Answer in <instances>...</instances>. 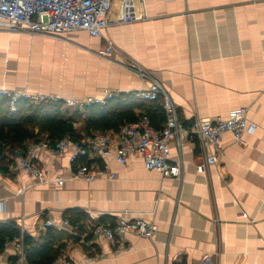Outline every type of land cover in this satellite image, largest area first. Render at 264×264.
I'll return each mask as SVG.
<instances>
[{
	"label": "crops",
	"instance_id": "crops-1",
	"mask_svg": "<svg viewBox=\"0 0 264 264\" xmlns=\"http://www.w3.org/2000/svg\"><path fill=\"white\" fill-rule=\"evenodd\" d=\"M108 41L114 49L105 54ZM153 80L182 126L247 108L254 132L241 144L224 134L223 155L204 172L197 168L214 148L179 134L169 161L181 165L180 178L147 170L135 154L121 165L91 152L90 170L108 169L92 182L73 180L69 148L60 155L38 151L46 180L40 184L12 170V150L6 151L0 223L15 222L22 235L39 238L46 221L69 220L73 230L54 229L65 245L53 264H201L205 257L213 264H264V0H116L100 38L0 30V90L75 101L106 99L108 91L112 100L132 94L140 102ZM76 128L86 146L100 134L88 136L81 123ZM120 219L154 223L157 231L151 239L126 234L117 244L93 234ZM0 264H27L24 245L22 252L4 247Z\"/></svg>",
	"mask_w": 264,
	"mask_h": 264
},
{
	"label": "built area",
	"instance_id": "built-area-1",
	"mask_svg": "<svg viewBox=\"0 0 264 264\" xmlns=\"http://www.w3.org/2000/svg\"><path fill=\"white\" fill-rule=\"evenodd\" d=\"M116 0H0V30L9 32L26 31L32 34L47 36H60L75 31H85L94 38L102 37L103 31L109 26V20L113 4ZM174 2L176 0H165ZM114 49L111 41L107 42L105 54H110ZM142 100L157 101L162 98V107L165 112V123L161 129L156 128L148 115H142L136 121L125 123L116 133H100L86 146L82 142H74L66 137L56 143H51L49 135L44 134L38 142L28 144L24 149H14L10 152L12 170L23 169L26 174L40 184H45L44 172L37 162L38 151H49L60 155L69 148L74 150L71 162L76 169L72 175L73 180L92 182L104 174L108 169L98 174L90 170L86 165L78 164L82 158H88L89 154L102 156L104 159L115 158L121 165H125L130 154L140 156L145 168L159 172L164 178H180L182 168L179 164H172L170 159V142L178 135L190 138H198L205 146L214 148L213 153L206 157V164L198 166L199 172H204L209 164H217L223 155L219 148L222 137L226 133L234 136L236 144H241L246 133H253L255 126L247 119V108L232 110L226 118L214 120H196L190 128L181 125L179 114L175 104L159 82L153 80L148 90L139 94ZM0 98H6L9 110L18 111L21 102L29 105H38L43 102H63L66 107L83 111L93 106H106L113 99V94L106 91L105 98L87 97L80 101L61 100L56 97H47L41 94L29 92L0 90ZM111 178H115L111 174ZM62 186L63 179H57ZM44 228H53L58 231L72 229L69 220H65L60 226L52 220L44 223ZM157 226L145 221L118 220L109 226L93 228L95 235L104 236L111 244L123 241L126 234L151 239ZM5 248L15 247L23 251V243L20 239L7 241ZM89 260L87 259V262ZM201 264H213L211 257H205Z\"/></svg>",
	"mask_w": 264,
	"mask_h": 264
},
{
	"label": "trees",
	"instance_id": "trees-1",
	"mask_svg": "<svg viewBox=\"0 0 264 264\" xmlns=\"http://www.w3.org/2000/svg\"><path fill=\"white\" fill-rule=\"evenodd\" d=\"M139 100L132 94L121 95L106 106L97 105L84 110L82 115V111L66 107L63 102H43L38 105L21 102L18 111L13 113L9 110V104L0 99V163L6 160V151L24 149L27 143L40 141L44 134L49 135L51 143L66 137L80 142L81 137L76 128L78 123H81L88 136L96 132H118L123 124L134 122L142 115H148L152 124L159 128L158 125L166 120L162 98L157 101ZM137 108H145L140 116L135 112ZM79 162L88 167L86 158ZM19 238H22L27 264H53L62 255L65 245L61 243L64 238L53 228H49L39 238H34L22 235L15 222L0 223V251H3L7 241Z\"/></svg>",
	"mask_w": 264,
	"mask_h": 264
}]
</instances>
